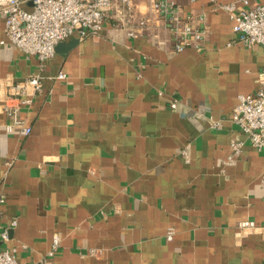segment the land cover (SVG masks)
Here are the masks:
<instances>
[{"label":"crops","instance_id":"1","mask_svg":"<svg viewBox=\"0 0 264 264\" xmlns=\"http://www.w3.org/2000/svg\"><path fill=\"white\" fill-rule=\"evenodd\" d=\"M230 2L241 4L181 0L209 34L176 51L150 0H113L100 33L59 43L44 64L21 112L27 136L8 129L4 100L40 61L0 16V225L17 220L1 247L34 262L58 236L55 264H264V150L231 119L260 86L264 46L238 40L218 6ZM130 14L150 26L130 36ZM246 219L256 227L241 229Z\"/></svg>","mask_w":264,"mask_h":264},{"label":"built area","instance_id":"2","mask_svg":"<svg viewBox=\"0 0 264 264\" xmlns=\"http://www.w3.org/2000/svg\"><path fill=\"white\" fill-rule=\"evenodd\" d=\"M124 6L131 7L133 0H120ZM217 3L218 0H208ZM152 9L165 21L174 38V48L182 51L188 46H199L209 34V26L201 25L195 16L186 15L181 0H150ZM219 4L226 9L234 22L233 30L239 41L248 47L257 44L264 46V0H240ZM27 8L25 5L29 4ZM113 0H0V16L4 17V29L10 41L18 45L26 54L39 58V71L30 76L10 83L9 92L5 98L7 114L12 122L7 126L10 131L17 130L22 136L32 132V126L21 114L24 109H30L35 97L43 88L42 69L56 51L59 43L73 37L86 38L98 34L104 28ZM203 15L198 20H204ZM133 23L128 29L130 36H137L150 26L151 18H135L130 14L127 23ZM4 42V41H2ZM56 78L67 79L68 73L61 69ZM260 86L256 92L241 94L239 102L232 111L231 119L239 124L251 143L264 150V71L258 77ZM15 102V103H12ZM179 100L170 102V107L178 108ZM200 114V113H199ZM203 115V114H200ZM219 125V122L216 124ZM234 157L240 152L242 140L232 142ZM183 154L188 157L186 150ZM4 198L0 199L3 202ZM17 225V220L0 225V240L10 238V230ZM254 220L246 219L239 222L241 229L256 227ZM172 238L173 230L168 232ZM60 245L58 236L53 238L52 248L39 261L22 263L17 259V247L0 246V264H55L50 258Z\"/></svg>","mask_w":264,"mask_h":264}]
</instances>
